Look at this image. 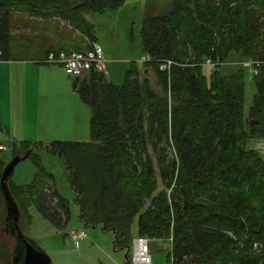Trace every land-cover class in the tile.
I'll list each match as a JSON object with an SVG mask.
<instances>
[{
  "label": "trees",
  "instance_id": "1",
  "mask_svg": "<svg viewBox=\"0 0 264 264\" xmlns=\"http://www.w3.org/2000/svg\"><path fill=\"white\" fill-rule=\"evenodd\" d=\"M127 1L0 0V61L25 59L14 49L18 15L44 23L62 18L93 43L94 25L85 15ZM142 35L153 61L127 72L122 86L94 71L73 81L91 108L89 141L21 142L12 145L13 156L43 148L62 158L79 219L112 231L116 242L133 243L138 220L139 236L171 243L172 264H264V159L248 148L249 140H264V0H182L147 19ZM206 58L261 62L248 114L244 71L208 76ZM168 60L170 72L161 71ZM8 163L0 155V205ZM37 166L31 184L8 181L20 217L23 209L31 222L35 207L65 229L70 201Z\"/></svg>",
  "mask_w": 264,
  "mask_h": 264
},
{
  "label": "rangeland",
  "instance_id": "2",
  "mask_svg": "<svg viewBox=\"0 0 264 264\" xmlns=\"http://www.w3.org/2000/svg\"><path fill=\"white\" fill-rule=\"evenodd\" d=\"M180 1L182 0H128L118 10H107L104 13L88 16L89 21L94 25V35L104 50V56L108 62V75L112 84L122 86L125 83L127 72L134 68L142 71L144 67L142 59L147 55L144 51L142 35L146 20L165 15L168 6L170 7L172 3ZM61 19L56 18L44 23L28 17L16 16L12 28L16 54L32 60L35 58V52L27 50L25 47L26 34L29 30L30 34L32 31L39 32L34 34V36L30 35V42L34 46H36L37 42L38 47H41L44 43L48 44L49 36L56 39L60 38L61 31L67 34L75 32L74 28L66 20V25H70L72 31L70 30L69 32L68 26L61 30ZM42 36L45 38L44 42H41ZM33 37L38 38L36 40ZM81 37L82 35L75 39L81 42L83 41ZM91 44L90 40L89 45ZM64 49L81 50L83 48L71 46ZM240 62V59L230 60L222 63L216 70H220L227 75L244 71L245 113L248 114L256 95L255 76L237 65H226L227 63ZM203 69L208 76L211 72L216 71L207 66H204ZM67 77L69 81H74L73 78ZM150 79H154V76ZM152 83L157 88L156 82ZM77 97L80 98L79 94H77ZM27 142L44 145L52 144V142L37 141L35 137L33 141ZM5 145L7 150L2 151L0 155L10 162L15 156H13L11 143L5 142ZM37 162L54 176L58 192L70 201L72 216L67 227L60 229L50 223L35 207L29 209L32 214L31 222L28 221L25 211L21 209L19 224L25 237L38 249L47 253L51 257L53 264H127L126 256H132V243L127 245L124 242H116V235L112 231H104L101 225L96 227L87 226L79 219L80 210L76 204V193L69 183L66 166L58 155L36 148L27 159L17 165L12 175V181L21 186L31 184L39 169ZM137 223L138 220L135 221L133 227V240L139 236ZM73 230H85L87 233L85 240L74 243L70 237V233ZM15 234L9 228L7 207L5 203H2L0 205V250H2L0 264H13V253L17 246ZM150 248L152 264H172L170 259L172 245L170 242L151 241Z\"/></svg>",
  "mask_w": 264,
  "mask_h": 264
},
{
  "label": "crops",
  "instance_id": "3",
  "mask_svg": "<svg viewBox=\"0 0 264 264\" xmlns=\"http://www.w3.org/2000/svg\"><path fill=\"white\" fill-rule=\"evenodd\" d=\"M174 4L168 6L166 13ZM88 16L86 14L85 19L91 23ZM66 24L61 19V30L68 26L69 32L72 31V27ZM74 31L68 34L61 31V39L49 36L48 44L38 47L37 42L36 46L32 45L30 35L34 36L39 32L32 31L30 34L29 30L25 47L35 52V58L0 61V145L7 142L12 146L33 141L34 137L44 143L89 141L91 108L77 97L73 82L69 81L68 75L60 66L39 62L49 51L58 47L61 50L71 46L83 49L89 47V37L79 30ZM81 35L83 41L78 42L75 38ZM34 38L37 40L38 37ZM44 40L42 36L41 42ZM96 42L99 43L97 38ZM152 76L154 79L151 80L156 82V76L150 70L149 77ZM248 148L257 151L264 159L263 139L249 140Z\"/></svg>",
  "mask_w": 264,
  "mask_h": 264
},
{
  "label": "built area",
  "instance_id": "4",
  "mask_svg": "<svg viewBox=\"0 0 264 264\" xmlns=\"http://www.w3.org/2000/svg\"><path fill=\"white\" fill-rule=\"evenodd\" d=\"M153 58L146 55L142 59V63H151ZM48 65L60 66L65 73L73 78H82L91 71L100 73L110 81L108 75V62L104 56V50L98 42H93L88 50H51L47 53L46 57L39 61ZM173 61H162L160 70L163 72H170ZM222 63L215 61L212 58H206L201 66H207L212 70H216ZM261 62L253 60H244L240 63H227V66L237 65L243 70L249 71L254 76L258 75L259 66ZM5 145H0V151H6ZM87 233L85 230H73L70 237L74 243L85 239ZM151 240L144 236H138L133 240V249L130 263L132 264H152V255L150 248Z\"/></svg>",
  "mask_w": 264,
  "mask_h": 264
},
{
  "label": "water",
  "instance_id": "5",
  "mask_svg": "<svg viewBox=\"0 0 264 264\" xmlns=\"http://www.w3.org/2000/svg\"><path fill=\"white\" fill-rule=\"evenodd\" d=\"M28 151L24 156H15L5 167L1 178V189L7 206V221L9 228L16 233L17 246L13 253V264H53L51 257L38 249L20 229V210L8 188V181L12 177L17 165L27 159ZM128 255L126 259H128Z\"/></svg>",
  "mask_w": 264,
  "mask_h": 264
}]
</instances>
